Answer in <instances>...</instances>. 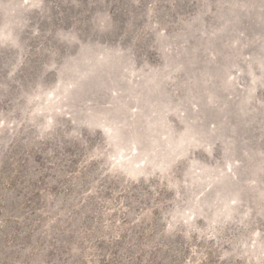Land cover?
Returning <instances> with one entry per match:
<instances>
[{
    "label": "rangeland",
    "instance_id": "374dc122",
    "mask_svg": "<svg viewBox=\"0 0 264 264\" xmlns=\"http://www.w3.org/2000/svg\"><path fill=\"white\" fill-rule=\"evenodd\" d=\"M0 264H264V0H0Z\"/></svg>",
    "mask_w": 264,
    "mask_h": 264
}]
</instances>
